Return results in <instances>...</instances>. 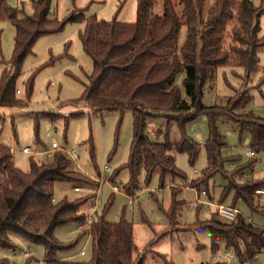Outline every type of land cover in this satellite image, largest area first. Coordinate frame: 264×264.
I'll return each mask as SVG.
<instances>
[{"label":"trees","instance_id":"trees-1","mask_svg":"<svg viewBox=\"0 0 264 264\" xmlns=\"http://www.w3.org/2000/svg\"><path fill=\"white\" fill-rule=\"evenodd\" d=\"M260 1L262 8H252L248 0H243L241 6L243 11L249 12V19L243 20L246 38H238L246 48L236 50L243 71L242 81L243 78L249 80L252 74L259 71L258 53L264 48V34L262 38L257 36L259 17L264 13V0ZM50 2L32 0V13L19 17L22 9L10 7L6 0H0V16L7 17L14 27L11 58L0 77V106L22 103L14 94L15 79L24 57L31 52L36 40L62 30L67 22L80 21L83 27L78 31V37L84 52L92 60V69L86 74V81H82L81 95L70 101L83 103L93 111L133 112L129 157L115 171L116 175L123 168L128 170L129 179L124 185L126 193L131 196L138 191L141 172L145 174L146 183L158 173L160 187L166 177L172 180L186 178L177 167L172 151L185 152L191 164L195 161L200 145L186 135L185 125L199 113H205L208 117V136L204 143L207 166L200 176L194 178V186L197 190L202 186L208 189L210 179L219 173L226 181L219 203L232 190L235 201L241 199L252 206L255 190L264 182L258 179L237 182L230 178L229 174L235 169L228 171L224 164L235 159L222 156L221 152L227 144L217 131L215 119L226 115L240 123L241 127L249 125L250 149L255 153L264 151V118L251 111L244 114L233 111L248 99V88L229 96L225 105H204L201 102L205 82L228 58V52L221 49L220 26L231 17L227 10L230 0L215 2L206 12V0H163L160 14L152 11L153 0H136V20L133 22L104 20L95 16L86 18L74 12L61 19L49 17ZM176 5L180 7V12ZM182 24L186 27V36L184 43L178 46V32ZM56 59V56H51L46 65ZM181 67L186 72L183 85L188 100L181 98L180 89L174 84ZM33 79L34 75L27 79L29 95ZM259 79L260 86H263L259 92L264 100V71ZM164 112L168 120H175L178 124L180 137L176 142L168 136L163 142H152L145 133V119ZM38 119V116L34 117L36 122ZM249 164L238 167L242 170ZM88 180L63 150L54 149L47 160L40 162L31 157L29 169L23 171L14 164L11 148L0 144V246L12 247L9 233L15 232L41 245L44 251L42 264H141L142 259L135 262L134 258L132 224L124 218L117 222L105 219L110 200L88 228L83 226L85 210L94 200L95 193L74 199L64 196L53 200L55 182L87 183ZM178 191V188H172L170 207L164 211L171 224L176 221V214L182 205L176 199ZM70 221L79 223L82 233L89 232L91 236L93 256L88 261L58 257V253L68 250L73 243L59 241L54 236V229ZM194 225L209 229L213 251L219 247L214 242L216 239L226 249H232L240 262L250 263L256 255L264 252V228L254 225L239 213L231 221L213 214L207 220H197ZM189 227L191 225L185 229ZM0 264L9 263L0 259Z\"/></svg>","mask_w":264,"mask_h":264},{"label":"rangeland","instance_id":"rangeland-1","mask_svg":"<svg viewBox=\"0 0 264 264\" xmlns=\"http://www.w3.org/2000/svg\"><path fill=\"white\" fill-rule=\"evenodd\" d=\"M31 1L6 0V3L10 7L22 9L19 14L21 17L32 13ZM219 1L206 0L205 12ZM248 1L252 8H262L260 0ZM230 2L227 10L231 17L225 19L220 26V45L222 50L228 52V58L205 82L201 102L204 105H225L229 96L248 88V99L233 111L237 114L251 111L264 118V100L259 92V88L263 87L259 84V77L264 71V48L258 53L259 71L252 74L249 80L243 78L242 81L240 77L243 71L236 50L246 48L238 38H246L243 20L249 19V12L242 10L243 0ZM162 6L163 0H153L152 11L160 14ZM176 8L180 12L178 5ZM71 12L82 14L86 18L95 16L104 20L133 22L136 20V0H51L48 16L61 19ZM259 26L257 36L262 38L264 13L259 17ZM82 27L83 23L80 21L67 22L62 30L45 34L33 44L15 79L14 94L22 103L0 106V144L11 148L14 164L23 171L29 169L31 157L38 162L47 160L54 150L51 147L53 142L66 153L75 151L76 157H69L75 168L89 180L87 183L55 182L54 200L64 196L74 199L95 193L94 200L85 210L86 215H92L93 221L102 214L110 200L105 219L117 222L124 218L132 224L135 262L142 259L141 264H233L230 261L234 258L229 256V250L223 243L218 242V249L213 251L209 229L194 224L197 220L209 219L213 214L216 216V205L223 204L233 207L246 220L264 228V196L254 194L250 206L241 199L235 201L234 192L230 190L222 198V203H219L222 187L226 184L219 173L210 179L208 189L204 186L200 190L196 189L194 178L200 176L207 166L204 143L208 136V117L205 113H199L185 125L186 135L200 145L195 161L191 164L185 152L172 151L177 167L185 173L186 178L172 180L166 177L160 187L158 173L153 174L149 183H146L145 174L141 172L138 177L139 189L129 196L124 189L129 179L128 170L123 168L116 175L115 171L129 157L133 112L93 111L83 103L75 104L70 101L81 95L82 81H86V74L92 69V60L84 52L78 37V31ZM13 36L11 21L0 16V77L3 69L9 65ZM185 36L186 27L182 24L178 32V46L184 43ZM51 56H56L57 59L46 65ZM185 74V69L181 67L174 84L179 87L181 98L188 100L183 85ZM30 75H34V79L29 95L26 83ZM45 113L47 115L40 116ZM166 114L164 112L145 119L144 130L150 141L163 142L167 136L172 142L179 139L177 122L168 120ZM36 116L39 117L38 122L34 120ZM215 123L217 131L227 144L221 152L222 156L235 159L224 164L228 171L235 169L229 174L230 178L237 182L253 179L264 182V151L248 154V149L251 148V127H241L240 123L226 115L217 116ZM23 147H29L30 152H22ZM247 164L249 166L242 170L238 167ZM105 165L109 170L105 169ZM183 180H187V183L183 184ZM115 184L119 187L117 191L113 188ZM74 186H78L79 190L75 191ZM172 188L179 189L176 199L182 205L176 214V221L171 224L164 211L170 207ZM203 190L205 193H201ZM188 225L191 227L185 229ZM83 226L88 228L86 223ZM81 228L79 223L70 221L54 229V236L59 241L73 243L68 250L58 253L59 258L81 261L92 258L91 236L89 232L82 233ZM9 237L13 246H0V259H5L9 264L43 263L44 251L41 245L15 232H10ZM80 250L84 254H80ZM250 264H264V252L256 255Z\"/></svg>","mask_w":264,"mask_h":264},{"label":"built area","instance_id":"built-area-1","mask_svg":"<svg viewBox=\"0 0 264 264\" xmlns=\"http://www.w3.org/2000/svg\"><path fill=\"white\" fill-rule=\"evenodd\" d=\"M16 92H19V90L18 89H16ZM51 147L52 148H54V149H59V150H63V151H65L63 148H60L59 147V145L58 144H56L55 142H53L52 144H51ZM22 152H24V153H28V152H30V149H29V147H23L22 148ZM67 154L69 155V156H71L72 158H75L76 157V152L75 151H69V152H67ZM248 154L249 155H254V152L249 148L248 149ZM50 157V156H49ZM105 169L106 170H109V167L107 166V165H105ZM187 183V180H183V184H186ZM114 190H119V187H118V185H114ZM74 190L75 191H77V190H79V187L78 186H74ZM201 193H205V191L203 190V191H201ZM255 194L257 195V196H259V197H263L264 196V187H259V188H257L256 190H255ZM53 200H54V197H53ZM216 215L220 218V219H222V220H226V221H231V220H234L235 218H236V216H237V210L236 209H234L233 207H230V206H226V205H223V204H218V205H216ZM85 222L84 223H86V224H88V226L93 222V217H92V215H90V213H88L87 215H85ZM214 242L215 243H218V240H214ZM229 250V256L230 257H233L234 258V260H231L230 262H232L233 264H250L249 262H240L237 258H236V256H235V254H234V252H233V250L232 249H228ZM80 254H84V251L83 250H80V252H79Z\"/></svg>","mask_w":264,"mask_h":264},{"label":"crops","instance_id":"crops-1","mask_svg":"<svg viewBox=\"0 0 264 264\" xmlns=\"http://www.w3.org/2000/svg\"><path fill=\"white\" fill-rule=\"evenodd\" d=\"M57 199H60V198H57ZM262 253V252H261ZM260 254V253H259Z\"/></svg>","mask_w":264,"mask_h":264}]
</instances>
